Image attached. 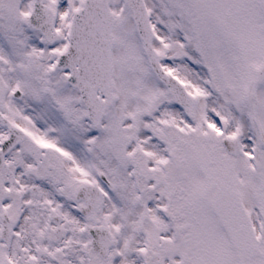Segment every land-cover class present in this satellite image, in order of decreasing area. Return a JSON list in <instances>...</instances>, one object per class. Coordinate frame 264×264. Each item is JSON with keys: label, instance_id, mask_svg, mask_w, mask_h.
<instances>
[{"label": "snow or ice", "instance_id": "snow-or-ice-1", "mask_svg": "<svg viewBox=\"0 0 264 264\" xmlns=\"http://www.w3.org/2000/svg\"><path fill=\"white\" fill-rule=\"evenodd\" d=\"M0 264H264V0H0Z\"/></svg>", "mask_w": 264, "mask_h": 264}]
</instances>
